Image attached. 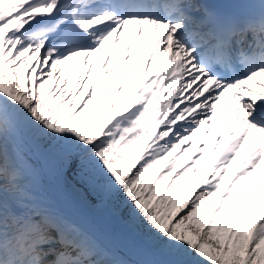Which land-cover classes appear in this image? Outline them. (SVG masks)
Masks as SVG:
<instances>
[{
	"label": "snow or ice",
	"instance_id": "6c2138e0",
	"mask_svg": "<svg viewBox=\"0 0 264 264\" xmlns=\"http://www.w3.org/2000/svg\"><path fill=\"white\" fill-rule=\"evenodd\" d=\"M0 264H264V0H0Z\"/></svg>",
	"mask_w": 264,
	"mask_h": 264
},
{
	"label": "rangeland",
	"instance_id": "374dc122",
	"mask_svg": "<svg viewBox=\"0 0 264 264\" xmlns=\"http://www.w3.org/2000/svg\"><path fill=\"white\" fill-rule=\"evenodd\" d=\"M79 206L88 214V216L92 219H94L95 221H97L98 225L102 228H110L109 226V222L106 221L104 219V214H102V217L98 220V212L96 210H92V208L87 207L83 204V202L80 200H78ZM66 208H70L71 210H74L71 207H66ZM87 224V221L85 222ZM132 258L136 259V257L134 255L131 256Z\"/></svg>",
	"mask_w": 264,
	"mask_h": 264
},
{
	"label": "bare ground",
	"instance_id": "6f19581e",
	"mask_svg": "<svg viewBox=\"0 0 264 264\" xmlns=\"http://www.w3.org/2000/svg\"><path fill=\"white\" fill-rule=\"evenodd\" d=\"M79 201L81 200L82 202H83V204L85 205V206H87V207H90V208H92V206H91V202H90V200L88 199V194L86 193V192H83L82 190H81V194L78 196V198H77ZM64 210L66 211V212H68V213H72L74 210H71L70 208L68 209V208H64ZM97 212H98V220L102 217V212H100V211H98V210H96ZM86 226H87V224H86Z\"/></svg>",
	"mask_w": 264,
	"mask_h": 264
},
{
	"label": "trees",
	"instance_id": "16d2710c",
	"mask_svg": "<svg viewBox=\"0 0 264 264\" xmlns=\"http://www.w3.org/2000/svg\"><path fill=\"white\" fill-rule=\"evenodd\" d=\"M109 226L111 227V224L109 223Z\"/></svg>",
	"mask_w": 264,
	"mask_h": 264
}]
</instances>
